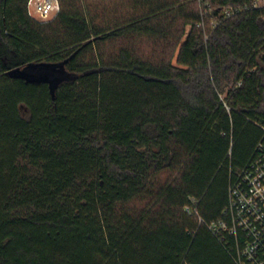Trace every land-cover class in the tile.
I'll list each match as a JSON object with an SVG mask.
<instances>
[{
	"label": "trees",
	"instance_id": "1",
	"mask_svg": "<svg viewBox=\"0 0 264 264\" xmlns=\"http://www.w3.org/2000/svg\"><path fill=\"white\" fill-rule=\"evenodd\" d=\"M27 2L0 0V264H237L211 227L264 142V9L206 39L192 0ZM40 63L65 79L12 73Z\"/></svg>",
	"mask_w": 264,
	"mask_h": 264
},
{
	"label": "built area",
	"instance_id": "2",
	"mask_svg": "<svg viewBox=\"0 0 264 264\" xmlns=\"http://www.w3.org/2000/svg\"><path fill=\"white\" fill-rule=\"evenodd\" d=\"M200 4L201 19L198 26L209 32L224 21L241 15L249 9H264V0H253L252 5H224L218 0H192ZM60 0H28L27 12L39 22L57 18ZM228 108V107H227ZM188 209V208H187ZM227 212L230 222L222 221L211 229L218 236L228 233L237 241V264H264V142L259 144V155L233 180L229 192Z\"/></svg>",
	"mask_w": 264,
	"mask_h": 264
},
{
	"label": "water",
	"instance_id": "3",
	"mask_svg": "<svg viewBox=\"0 0 264 264\" xmlns=\"http://www.w3.org/2000/svg\"><path fill=\"white\" fill-rule=\"evenodd\" d=\"M12 73L18 76H23L29 80L50 81L53 89L66 77V72L63 69V64H30L23 69H14L12 70Z\"/></svg>",
	"mask_w": 264,
	"mask_h": 264
}]
</instances>
